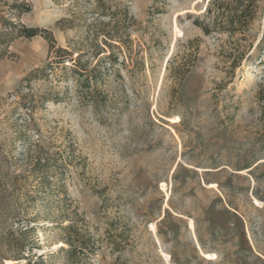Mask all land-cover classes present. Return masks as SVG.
<instances>
[{"label":"rangeland","instance_id":"obj_1","mask_svg":"<svg viewBox=\"0 0 264 264\" xmlns=\"http://www.w3.org/2000/svg\"><path fill=\"white\" fill-rule=\"evenodd\" d=\"M208 2L0 0V16L71 54L22 83L55 61L49 43L3 45L0 264H264V0L234 70L233 43L198 26ZM79 50L99 69L89 87L71 69ZM26 135L70 164L40 185ZM61 213L82 254L60 250Z\"/></svg>","mask_w":264,"mask_h":264},{"label":"trees","instance_id":"obj_2","mask_svg":"<svg viewBox=\"0 0 264 264\" xmlns=\"http://www.w3.org/2000/svg\"><path fill=\"white\" fill-rule=\"evenodd\" d=\"M261 0H209L205 9L204 22L198 25L204 35H209L211 32L216 34H224L229 39L228 43H233V47L229 49V55L233 59L229 65L230 70L240 67L241 61L244 59L245 52L238 50V43L245 40V33L250 30L253 21L256 18L259 2ZM10 10L16 11L17 15L29 12L30 6L25 3L12 4ZM0 59L3 57V45L10 44L16 39L25 38L31 39L36 36H41L49 43V56L54 54V62L47 64L42 69H36L29 76L22 80V83L30 81L38 74L47 76V69L51 70L52 64H62L64 59L70 57V51L63 48L54 47V40L51 34L45 29L29 28L21 24L18 20H6L0 16ZM94 31V30H93ZM92 29L87 32L89 34ZM92 36L96 37L94 33ZM94 48H98V45ZM100 47L97 51L92 50L90 56L99 55ZM87 55V51L79 50L76 58L72 60L71 69L75 72L77 78L75 80L83 86H91L96 84L98 77L96 71L99 69H89L87 65L81 64V59ZM99 73V72H98ZM21 87V86H20ZM18 91H15L17 93ZM260 97L264 100V80L260 84ZM20 140V139H19ZM28 135L21 141L25 146L24 159L29 167L28 173L36 178L40 185L48 182V179L55 176L56 166L68 165L70 161H63L61 153H50L49 149L42 146L39 141L28 143ZM20 142V141H19ZM58 229L66 234L62 239L60 250L67 254H75L84 252L87 248V241L81 235V231L76 227L75 222L66 213H61L56 219ZM64 245L66 247H64ZM42 256H39L40 259ZM31 260L27 264H31Z\"/></svg>","mask_w":264,"mask_h":264},{"label":"bare ground","instance_id":"obj_3","mask_svg":"<svg viewBox=\"0 0 264 264\" xmlns=\"http://www.w3.org/2000/svg\"><path fill=\"white\" fill-rule=\"evenodd\" d=\"M7 264H10V262H8Z\"/></svg>","mask_w":264,"mask_h":264}]
</instances>
